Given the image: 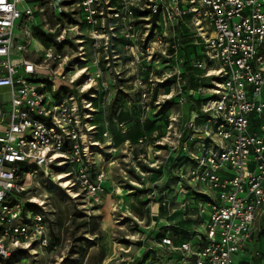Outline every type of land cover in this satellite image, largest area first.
Here are the masks:
<instances>
[{"label":"built area","instance_id":"obj_1","mask_svg":"<svg viewBox=\"0 0 264 264\" xmlns=\"http://www.w3.org/2000/svg\"><path fill=\"white\" fill-rule=\"evenodd\" d=\"M36 1L40 7L19 10ZM42 2L53 15L50 29ZM37 13L42 14V29L35 23ZM26 22H33L35 31ZM187 22L194 25L195 44L203 51L193 67L206 72L202 75L212 78V85L201 88L198 79L196 89L183 91L188 80L181 68L175 71L182 107L187 92L203 102L199 110L189 107L191 134L169 143L168 159L174 163L170 178L176 181L160 196H187V182L216 194L203 195L198 203L200 216L205 219L209 210V219L204 233L192 235L197 243H176L168 235L153 242L152 256L166 250L172 254L169 264L175 259L182 264H235L240 255V264H252L258 253L256 221L264 214V0H0V89L11 95L9 107L0 110L1 264L52 248L47 199L35 200L26 187L31 181L40 186L39 177L51 183L54 170L64 174L70 195H82L91 208L110 194L114 163L102 164L101 159L106 151L114 153L107 118L112 98L104 82V72L112 69L111 64L103 68V62L120 59L118 46L128 51L127 57L153 56L151 46L175 43ZM37 30L41 40L53 45L38 62L28 57ZM58 80L54 96L48 94ZM97 116L102 122L97 123ZM209 124L215 125L213 133ZM39 168H44L41 176L32 172ZM163 219V227L172 225L168 217Z\"/></svg>","mask_w":264,"mask_h":264},{"label":"rangeland","instance_id":"obj_2","mask_svg":"<svg viewBox=\"0 0 264 264\" xmlns=\"http://www.w3.org/2000/svg\"><path fill=\"white\" fill-rule=\"evenodd\" d=\"M42 4L49 21L47 27L50 29L55 25L53 15L48 6L44 2ZM36 6L40 7L39 1L20 5L19 10L24 12L25 9H35ZM68 11L71 10L68 8ZM84 16L83 14V18ZM20 22L21 20L18 24ZM35 23L41 27L45 26L41 13L36 14ZM162 24L163 22L161 26ZM26 25L35 31L33 22H26ZM161 26L159 33L164 32ZM83 32L88 38L89 32ZM194 32V25L187 22L182 26L180 33L178 32L175 43L165 44L164 47L151 46L153 56L133 57L130 48V55L127 57L128 51L123 46H118L120 59L114 58L109 62H103L105 63L103 68L106 69V66L111 64L112 70L107 69L104 72V82L110 89L112 101L114 100L117 106L110 114L114 119V153L108 154L106 151L103 154L104 159H101L102 164L111 161L114 163L110 168L111 192L91 208L85 204L82 195L79 197L70 195L68 184L57 181L55 170L50 176L51 183L44 176L37 180L40 186L31 181L32 183L26 186L27 191H31V195L39 199H47L45 202L50 212L48 223L51 228L52 248L42 255L40 253L42 250L34 247L38 249L39 254L6 264H169L167 259L172 254L166 250H161L158 258L152 256L153 242L166 224L165 220L159 223L158 219L169 218L173 235L184 230L189 232L190 237L196 232L204 233L202 228L209 219V210L204 219L200 216L197 206L203 195L215 196V192L187 182L190 188L187 196L178 195L179 197L174 199L160 196L162 192L160 185L165 186V182L170 180L167 176L170 172L168 168L172 166L168 159L169 143L183 142L186 135L191 134L187 122L193 116L191 111L193 108L188 109L187 105L182 107L180 103L175 71L181 68L182 72H186L188 86L183 91L192 89L191 76L194 80L196 77L201 80V88L212 85V78L203 76L206 72H202L203 75L199 77L196 76L199 72H195L197 69L193 65L200 60L198 55H202L203 51L201 47L197 49ZM16 33L23 34V31L16 30ZM39 40L40 36L35 34L29 52L40 54L48 45L53 46L51 43L41 46ZM73 43L76 44V41ZM85 48L89 52V42ZM164 52L167 53L164 55ZM87 66L91 68L92 73L95 71L91 59ZM80 74V71L75 72L77 76ZM59 81L55 82V88L51 87L48 94L54 96L55 91L61 86ZM89 83L88 78L84 79L85 86ZM65 84L69 85V80ZM144 93H148V97H144ZM10 101V92L0 89V103L8 108ZM193 105L195 108L196 104ZM208 127L213 133L215 125L209 124ZM202 136H205L204 133ZM197 139L198 135L195 136V140ZM192 145L193 142L190 147ZM246 167L248 168V165ZM191 168L192 162H189L185 166L186 174ZM32 172L41 176L44 168L32 169ZM65 180L68 182V179ZM119 187L125 190L123 202L118 196ZM27 201L26 198L23 205ZM203 203L205 206L208 204L206 200H203ZM89 215L96 219L90 218ZM256 237L262 248L264 214L256 221ZM197 241L196 237L189 240L192 244ZM151 256L152 259L149 260ZM262 256L264 257V253H261ZM241 259L240 255L235 256V264H240ZM257 261L252 264H264V259L259 258ZM170 264L182 262L178 263L175 259Z\"/></svg>","mask_w":264,"mask_h":264},{"label":"trees","instance_id":"obj_3","mask_svg":"<svg viewBox=\"0 0 264 264\" xmlns=\"http://www.w3.org/2000/svg\"><path fill=\"white\" fill-rule=\"evenodd\" d=\"M197 55H198V52H197ZM198 58H201L199 55H198ZM202 59V58H201ZM195 72H199V73H201V74H197L196 76H200V75H202L203 73H202V71H199V70H196ZM184 76L186 77V72H184ZM192 76L190 77V81H191V87H192V89H196V87H198V84H197V81L196 80H198V78L196 77V80H194V79H192ZM189 81V82H190ZM187 90V89H186ZM186 95H187V106H188V109H189V107L190 106H193L192 104H196V108L199 110L200 109V107H201V105H202V102H203V99L200 97V96H195V97H193V96H190L189 94H188V92L186 93ZM191 103V104H190ZM116 105H115V102H114V100L112 101V104H111V106L109 107V109H108V114H107V118H108V120L111 122V124H112V127L110 128V131H111V135H112V138L114 139V137H113V128H114V119L113 118H111L110 117V114H111V111L113 110V109H116V108H114ZM117 107V106H116ZM99 115H102V112H99ZM97 121V123H99V122H102V118L101 117H99V119H97L96 120ZM100 130H103V126H101L100 127ZM98 140L99 141H102L103 143L105 142L104 140H103V138H98ZM113 146H114V141H113ZM174 163H172V165H173ZM172 167V166H171ZM170 167V168H171ZM170 168H168V171L170 170ZM167 175V174H166ZM168 179H170V180H168V182H166L164 185L165 186H162L161 188H160V190H162V192H163V190H165L166 188H169L170 187V185L173 183V180L171 179V178H169L170 177V172L168 173ZM94 219H96L95 217H93ZM161 219V218H160ZM159 220V219H158ZM171 228H172V225L171 226H168V227H163L162 228V232L160 231V234H159V236H156V238H155V240L156 241H158V242H160L164 237H166V236H171V237H173V238H175V240H176V243H179V242H181V241H187V240H190L191 239V237H190V235H189V232L188 231H186V230H184V231H179L177 234H175V235H173L172 234V231H171ZM161 230V229H160ZM193 235V234H192ZM191 235V236H192ZM50 250V249H49ZM152 259V257L149 259V260H151Z\"/></svg>","mask_w":264,"mask_h":264},{"label":"crops","instance_id":"obj_4","mask_svg":"<svg viewBox=\"0 0 264 264\" xmlns=\"http://www.w3.org/2000/svg\"><path fill=\"white\" fill-rule=\"evenodd\" d=\"M41 27V26H40ZM43 28V26L40 28V29H42ZM35 34H37V35H39L40 36V32H39V30H37V32H35ZM40 42V45L42 46L43 44H45V42H44V40H41V37H40V40H39ZM32 44V43H31ZM43 51L44 50H42L41 51V53L40 54H37V52H35V53H32L31 55H29L28 57L30 58V59H34L35 61H37L38 62V60H40V58L39 57H41L42 55H43ZM4 90H7V92H10V90L9 89H7V88H3ZM1 106H3V108L1 107ZM6 109V107H5V105L4 104H0V110H2V111H4V110ZM165 218V217H164ZM162 219V221L164 220L163 218H161ZM261 246H262V248L260 247V244L258 243V241H257V237H256V239H255V242H254V248H255V253H257V259H256V255L254 256V258H253V260H252V263L253 262H258L257 260H259V258L260 259H264V257L262 256L261 257V253H264V243L263 242H261ZM252 250V249H251ZM249 255H251V253L250 252H248V254H246L245 255V257L248 259V257H249Z\"/></svg>","mask_w":264,"mask_h":264},{"label":"bare ground","instance_id":"obj_5","mask_svg":"<svg viewBox=\"0 0 264 264\" xmlns=\"http://www.w3.org/2000/svg\"><path fill=\"white\" fill-rule=\"evenodd\" d=\"M57 176H60V177L57 178ZM56 178H57V181H62L63 184H67V183H66L67 181L65 180V179H67V177H66L64 174H58V175H56ZM118 196L121 197L120 200H121V202H123L122 197L125 196V190L119 187V189H118ZM35 200H37V202H38V201H41V200H40L38 197H36V196H35ZM104 264H107V263H104Z\"/></svg>","mask_w":264,"mask_h":264}]
</instances>
